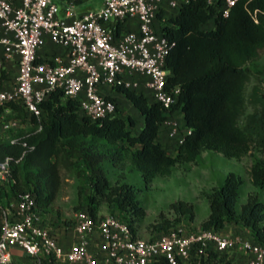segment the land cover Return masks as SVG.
Masks as SVG:
<instances>
[{
    "label": "trees",
    "instance_id": "16d2710c",
    "mask_svg": "<svg viewBox=\"0 0 264 264\" xmlns=\"http://www.w3.org/2000/svg\"><path fill=\"white\" fill-rule=\"evenodd\" d=\"M224 1L189 0L168 17H163V12L157 15V32L171 46L165 60L169 73L166 90L179 91L169 115H179L181 125L189 131L174 157L160 141L167 136L162 126L165 111L144 89L118 86L108 95L104 92L115 104L116 115L100 122L83 117L78 101L64 97L61 91L51 93L40 104L39 118L28 115L17 103L0 108V123L6 114L29 127L12 140L0 141V163L11 159L12 178L0 187V230L8 201L18 194L34 195L37 212L43 217L61 189V170L70 169L73 160H78L90 176L91 195L85 210L95 220L100 205H105L111 215L120 216L133 238H138L137 226L145 212L137 191L124 182L111 184L104 163L119 170L129 163L149 186L156 178H168L175 165L196 162L204 151L235 160L251 152L253 146L264 151V72L257 73L260 86L249 95L252 113L245 115L244 109V85L251 71L247 64L264 49V0H238L227 17L221 14ZM209 22L212 27L203 29ZM135 26L134 21L118 23L114 32L119 35L126 27ZM114 93L141 117L137 135L132 134L134 121L121 115ZM249 177L254 188H264V162L255 161ZM241 184L237 175L229 173L211 190L207 195L209 214L198 229L220 231L241 226L254 243L264 246V206L258 196L249 194L240 211L235 209ZM170 209L193 219V206L186 202L171 204ZM171 226L166 223L158 228L167 234ZM202 264L230 263L224 255L210 254Z\"/></svg>",
    "mask_w": 264,
    "mask_h": 264
},
{
    "label": "built area",
    "instance_id": "2783aa9c",
    "mask_svg": "<svg viewBox=\"0 0 264 264\" xmlns=\"http://www.w3.org/2000/svg\"><path fill=\"white\" fill-rule=\"evenodd\" d=\"M80 1L0 0V108L17 103L39 118L40 104L61 91L78 101L83 117L100 122L116 115L115 104L104 92L118 86L144 89L164 109L162 126L173 137L180 126L168 115L179 91L166 90L165 60L171 46L157 32L156 19L161 12L168 17L189 0H102L100 6L79 13ZM237 1H224L223 17ZM128 21L135 22V29L126 27L116 35L115 24ZM46 37L56 52L41 57ZM9 65L16 66L13 82ZM5 123L2 130L18 121ZM10 162L0 163V187L12 180ZM3 214L0 264H15L14 249L30 264H202L210 254L224 255L230 264H264V246L254 243L241 226L214 231L177 225L145 240L133 238L114 216L94 220L81 210L72 223L75 239L65 249L37 212L34 195L18 194Z\"/></svg>",
    "mask_w": 264,
    "mask_h": 264
},
{
    "label": "rangeland",
    "instance_id": "374dc122",
    "mask_svg": "<svg viewBox=\"0 0 264 264\" xmlns=\"http://www.w3.org/2000/svg\"><path fill=\"white\" fill-rule=\"evenodd\" d=\"M211 27L212 23L209 22L203 29L208 30ZM45 48H49L48 45H45ZM247 67L251 71L249 80L244 85L245 115H249L253 111L249 95L254 87L260 86L257 73L264 72V49L257 52L255 59L249 62ZM9 76L10 81L13 82L16 76V66H12ZM114 96L121 115L134 121L135 126L132 134L137 135L142 127L141 117L123 97L116 93ZM168 117L180 122V127L173 137L163 135L160 137V141L164 143V148L169 154L174 157L186 130L181 125L182 120L179 115H175V117L168 115ZM15 120L18 121V124L8 130H2L4 124L0 123V141L12 140L18 133L29 130L24 122L15 117H7L6 114L3 115L1 122L8 123ZM98 145L103 146L101 142ZM255 161L264 162V151H261L259 147L253 146L251 152L239 160L226 159L221 154L204 151L196 162L175 165L168 178H156L149 186L142 182L140 174L129 163H126L122 170L112 167L109 163H104V168L111 184L120 181L130 184L136 189L137 200L145 212V216L137 226L138 238L148 240L164 233L158 227L166 223L169 226L172 225L169 227L170 231L177 223L187 229L197 230L209 214L207 195L212 189L220 186L229 173L237 175L242 183L238 191L236 211H240L249 194H256L264 206V188H254L249 177V170ZM61 176L63 183L57 199L50 208L42 213V218L50 221L56 220L65 227H70L75 214L88 207L87 201L91 195L90 176L82 162L78 160H73V167L70 169H62ZM177 202H186L193 206L192 221L187 215L176 214L170 209L171 204ZM98 214L100 216L111 215L105 205H100ZM114 217L120 220L119 215H114Z\"/></svg>",
    "mask_w": 264,
    "mask_h": 264
},
{
    "label": "crops",
    "instance_id": "0c3cea01",
    "mask_svg": "<svg viewBox=\"0 0 264 264\" xmlns=\"http://www.w3.org/2000/svg\"><path fill=\"white\" fill-rule=\"evenodd\" d=\"M101 1L102 0H81L77 5L76 10L81 13L85 10L98 7L101 5ZM45 45H48L49 48H45ZM54 52H56V50L52 47L49 39L46 37L44 46L39 51V56L44 57L45 55H49ZM12 66L13 65H9V68H12ZM43 222L46 226L52 229L53 233L58 239L59 244H61L62 247L67 249L73 243L75 239V233H73L72 224L70 227H65L56 220L50 221L48 219H43ZM13 258L15 264H30V261L26 259L17 249L13 250Z\"/></svg>",
    "mask_w": 264,
    "mask_h": 264
}]
</instances>
